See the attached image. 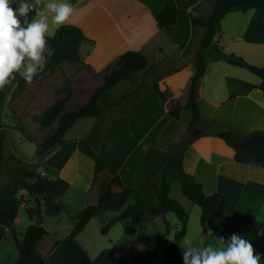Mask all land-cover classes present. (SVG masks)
Returning a JSON list of instances; mask_svg holds the SVG:
<instances>
[{
	"label": "crops",
	"instance_id": "obj_1",
	"mask_svg": "<svg viewBox=\"0 0 264 264\" xmlns=\"http://www.w3.org/2000/svg\"><path fill=\"white\" fill-rule=\"evenodd\" d=\"M168 1L69 0L76 9L69 25L79 27L94 42L93 46L88 44L83 48L86 65L97 74L126 52H141L147 57L151 69L156 65L167 66L157 83L159 90L166 93V101L162 102L155 89L148 92L141 90L148 82V72H140L124 80L137 87L134 90L136 96L126 106H118L121 111L112 117L103 135L104 142L95 146L88 140L93 129H88L82 139L73 135L71 131L76 123L66 133L65 144L48 157L40 173L70 183V190L56 202L61 201L71 212H81L96 204L117 177L124 187L135 190L125 209L138 204L156 203L160 200L158 178L167 163L165 155L191 133L194 140L184 153L185 172L204 186L206 195H225L256 226L260 224V228H263L264 166L237 163L235 149L214 134L228 128L241 135L264 131V79L245 68L223 61L210 62L199 89V127L190 129L193 119L190 111L183 110L179 120L172 119L170 111L176 107L183 108L188 103L189 87L196 72L194 57L200 49L204 33V29L193 25L191 15H205L213 9L214 0H173L179 10L178 21L174 26L161 28L153 12L162 9ZM214 43L226 54L241 57L253 66L264 67V22L255 10L226 15ZM208 56L209 60L214 58V55ZM124 81L114 89L123 85ZM4 106L10 112L7 103ZM8 116L14 121L10 115L2 114L3 124L15 128V124L6 125L3 121V117ZM88 119L97 121V118ZM194 129H199V133L195 134ZM104 144L108 147L103 148ZM151 149L159 150L161 154L146 162L145 156ZM98 157L105 170L96 178ZM0 185V200L7 209L21 206L27 214V209L35 206L36 197L30 193V184L24 178H8ZM18 191L23 194L22 203L15 199ZM113 191L120 193L121 189L113 187ZM122 213L118 212L116 219ZM20 221L18 216L16 226ZM31 225L30 221L26 231ZM143 228L138 230V234L143 233ZM8 230L0 224V248ZM49 237L48 231L38 250ZM128 237H132L128 241H133L137 235ZM68 240L65 244L54 241L47 247L51 249L50 256L52 253L60 254L57 264H64ZM57 243L59 245L55 248ZM132 253L136 254L137 259L130 264L147 262L143 246L134 245ZM118 256V264H124L128 255L115 254L113 264Z\"/></svg>",
	"mask_w": 264,
	"mask_h": 264
},
{
	"label": "trees",
	"instance_id": "obj_2",
	"mask_svg": "<svg viewBox=\"0 0 264 264\" xmlns=\"http://www.w3.org/2000/svg\"><path fill=\"white\" fill-rule=\"evenodd\" d=\"M250 10L257 11L259 19L264 22V0H214L213 9L205 15H191L193 25L204 29V33L200 40V50L195 58L196 72L189 87L188 103L183 108L172 109L170 111L172 119L179 120L183 110L190 111L193 114L190 129L199 127V89L210 62L223 61L233 66L245 68L264 79V67L253 66L241 57L226 54L214 43L215 37L221 32V22L226 15L233 12L245 13ZM31 15L33 14L30 13ZM153 15L161 28L171 27L176 25L178 21L179 10L176 3L169 0L162 9L153 12ZM48 42L55 48V54L47 60L43 72L34 79L33 83L47 73L56 70L65 62L91 69L85 63L86 55L83 48L88 44L93 46L94 42L89 40L79 27L74 25L61 27L53 37L49 38ZM210 48L214 53L212 60L205 56L206 50ZM149 70L151 68L148 59L141 52L129 51L123 54L115 63L107 66L98 74L104 75V83L96 89L85 105L76 110L64 111L63 102L40 118L39 121L43 128L50 127L54 121L58 122L55 133L41 143H36L28 136L23 123L16 125L15 130L20 131L28 140L36 143L38 161L35 165H29L12 155V160L17 167L12 171L13 175L10 178L22 177L27 180L30 184V193L36 197L35 206L27 209V215L32 225L22 235V241L19 240L15 231L19 207L9 210L0 200V224L13 232L15 244L20 254L19 259L14 264H45L46 259L38 252L39 244L48 236V231L43 226L44 217H59L63 213L72 214L61 201L56 202L70 190V183L61 178L52 179L44 176L39 171L46 166L48 157L65 144L66 133L79 120L101 116V105L107 103L109 93L119 83L132 78L137 73H146ZM17 80L18 85L14 82L17 85V91L23 92L28 84L19 77ZM155 90L162 102H165L166 93L161 92L158 86ZM5 96V90L0 91V181L6 164L4 146L7 127L2 122V107L6 103ZM113 105H118V103ZM214 135L224 139L235 149L237 163H258L264 166V131H254L248 135H241L232 128H228ZM193 140L192 134L188 133L181 143L174 146V151L165 155L167 163L158 178L160 184V200L158 202L148 205L138 204L125 209L128 199L135 193V190L124 187L117 177L114 178L112 185L96 204L90 205L75 214L73 216L74 227L64 252V264H113L115 254L129 255L130 249L134 245L143 246L146 249L147 260H149L160 249L162 237L157 234H138V230L149 221L157 217H165L169 213L176 214L182 221L183 229L176 235L175 243L167 250L166 258L170 264H183L179 245L186 235L188 214L170 195L171 183L174 180L180 182L183 195L201 208V226L206 234L211 229L216 236H223L225 239L233 233L244 237L252 243L255 251L261 254V264H264V230L258 229L254 222L225 195L219 193L206 195L204 186L196 182L192 175L185 172L183 167L184 153ZM103 148H107V145L104 144ZM160 154L159 150L151 149L147 152L145 161L149 162L153 157ZM104 170L105 166L98 157L95 166L96 178ZM113 187L120 188L121 192H114ZM121 211H123L121 217L111 221L109 227L115 225L119 220L131 219L132 223L126 227L125 234L128 236L137 235V238L133 241L124 242L113 249L104 250L96 259H91L88 252L79 243L78 237L85 231L89 222L100 213H118ZM109 227L102 230L104 234L108 232ZM58 245L57 243L55 248ZM130 262L127 259L125 264Z\"/></svg>",
	"mask_w": 264,
	"mask_h": 264
},
{
	"label": "rangeland",
	"instance_id": "obj_3",
	"mask_svg": "<svg viewBox=\"0 0 264 264\" xmlns=\"http://www.w3.org/2000/svg\"><path fill=\"white\" fill-rule=\"evenodd\" d=\"M199 50L200 49H198V52ZM198 52L195 53L194 59ZM209 54L212 56L214 55L211 48L206 50V58L209 57ZM152 67L153 68L147 73L148 82L141 87V90L144 89V92H148L157 87L162 73H164L165 68H167V66L163 64L161 66L156 65ZM98 74L99 73L96 74L93 72L92 69L82 67L81 65L64 63L56 70L44 75L37 82L31 85L28 84L23 92H18L17 85L14 83L5 89L6 103L10 112L6 110L5 106L2 110V114L10 115L14 121H12L9 116L8 118L3 117V121L6 125L15 124V127L19 123H23L27 129L28 136L36 143H41L55 133L58 122L54 121L50 127L43 128L39 121L40 118H42L46 112L63 102L65 106L64 111L76 110L85 105L96 89L104 83V75ZM135 89H137L136 86H132L130 83H125L124 81L123 85L109 93L107 103L101 105L102 113L101 116L96 119L97 121L90 119L79 120L71 131L73 135L82 139V137L86 135L85 133L88 129H93L92 132L90 131L91 134L88 140L95 146H99V143L104 142L103 135L108 129L112 117H116L121 111L118 110V106L121 108L122 105L126 106L127 103L133 101L132 98L136 96ZM117 103L118 105H113ZM6 127V143L4 146L6 164L1 177V184L5 179L13 175L12 171L17 167L16 163L12 160V155L29 165H35L38 159L36 143L28 140L20 131L14 128H8L10 126ZM170 192L171 197L177 201L188 214V224L186 227L187 235L185 238L192 239L198 246L212 243L211 237L203 231L201 226V208L193 204L182 194L179 181H172ZM15 199L21 203L24 201L21 191L17 192ZM29 201H32V199H29ZM77 213H79L77 210H73L72 214L63 213L59 217L46 216L44 227L50 232V237L45 240L38 252L47 260V264H57L59 262L60 254L52 253L50 256L49 252L51 249L48 250L47 247L54 241H59L63 244L66 243L65 241L69 238L74 227L73 216ZM117 215L119 214L114 212L100 213L92 219L84 233L79 237V243L88 252L91 258L95 259L102 251L113 249L132 238L125 234L126 227L131 225V219L118 221L115 225L109 227L111 221L115 220ZM19 218L21 221L18 226L15 227V231L17 232L19 240L22 241V235L29 226L30 219L25 209L21 208V206L19 207ZM107 227H109V230L104 234L102 230ZM256 227L264 230V226L260 228V224H257ZM182 229V221L174 213H169L165 217H157L146 223L142 232L159 235L162 237V243L160 249L152 255L145 264H170L166 258L167 250L175 243V237ZM5 239L6 240L3 241L0 248V263L12 264L18 259L19 251L15 244L13 232L10 229ZM184 239L179 245L180 255L182 253V247L184 246ZM61 259L63 261V253ZM119 259L120 256L116 257L115 264H118ZM127 259L131 262L137 259L136 254L132 253V248L130 249V254L127 256Z\"/></svg>",
	"mask_w": 264,
	"mask_h": 264
},
{
	"label": "clouds",
	"instance_id": "obj_4",
	"mask_svg": "<svg viewBox=\"0 0 264 264\" xmlns=\"http://www.w3.org/2000/svg\"><path fill=\"white\" fill-rule=\"evenodd\" d=\"M75 13L69 0H0V91L18 85L17 77L33 83L55 54L49 38ZM207 235L213 242L204 246L184 239L183 264H261V254L244 237L233 233L225 239L211 229Z\"/></svg>",
	"mask_w": 264,
	"mask_h": 264
},
{
	"label": "water",
	"instance_id": "obj_5",
	"mask_svg": "<svg viewBox=\"0 0 264 264\" xmlns=\"http://www.w3.org/2000/svg\"><path fill=\"white\" fill-rule=\"evenodd\" d=\"M194 132H195V134H198L199 133V129L198 130L197 129L196 130L194 129Z\"/></svg>",
	"mask_w": 264,
	"mask_h": 264
}]
</instances>
